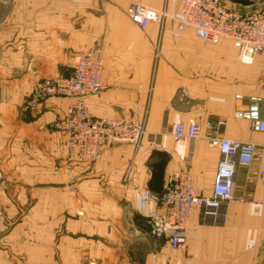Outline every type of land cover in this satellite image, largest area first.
I'll list each match as a JSON object with an SVG mask.
<instances>
[{
    "label": "crops",
    "instance_id": "obj_1",
    "mask_svg": "<svg viewBox=\"0 0 264 264\" xmlns=\"http://www.w3.org/2000/svg\"><path fill=\"white\" fill-rule=\"evenodd\" d=\"M142 1L172 14L182 4ZM129 9V0H0V264H264V249L248 248L264 234V133L235 116L251 96L264 98V55L244 65L231 40L211 44L191 28L176 38L172 19L142 30ZM92 48L108 84L87 98L92 115L138 120L147 132L139 148L117 144L95 161L71 153L52 127L70 99L22 109L38 82L71 75ZM191 121L203 138L176 139L175 124ZM207 121H225L219 136L255 144L257 156L238 166L223 223L195 210L186 245L174 250L152 235L165 211L146 193L162 194L188 171L198 194H212L220 152L205 138Z\"/></svg>",
    "mask_w": 264,
    "mask_h": 264
},
{
    "label": "built area",
    "instance_id": "obj_2",
    "mask_svg": "<svg viewBox=\"0 0 264 264\" xmlns=\"http://www.w3.org/2000/svg\"><path fill=\"white\" fill-rule=\"evenodd\" d=\"M129 3L131 20L142 30L150 22L162 26L167 19H172L176 22L174 37H181L186 28H191L197 38L211 44H219L223 39L231 40L244 65H252L256 56L264 55V16L258 13H241L223 0H182L180 11L173 14L165 8L150 7L142 0H129ZM103 71L102 52L92 48L76 57L71 75L38 82L22 104L23 111L34 113L51 98L70 99L66 115L57 119L52 127L68 135L71 153L81 150L92 161L117 144L129 143L139 148L147 133L145 123L138 120L96 118L92 115L87 98L107 89ZM261 85L264 88V76ZM236 98L243 99L240 95ZM235 116L248 121L252 131L264 133V98L251 96L248 106L237 111ZM225 125V121H207L205 124L212 134L205 138L220 152L211 195L197 193L188 171L180 172L162 194L146 193L147 200L157 202L165 211V214L153 217L152 235L156 239H167L174 250L186 245L190 217L195 210L200 211L206 223H223L226 208L233 197L238 166H249L256 159L255 144L219 136ZM202 130L199 122L191 121L175 124L172 133L176 139H188L194 144L203 138ZM259 178L264 181V171L260 172ZM3 221L4 211L0 207V230ZM256 247L264 249V234L260 241L249 242V249Z\"/></svg>",
    "mask_w": 264,
    "mask_h": 264
},
{
    "label": "rangeland",
    "instance_id": "obj_3",
    "mask_svg": "<svg viewBox=\"0 0 264 264\" xmlns=\"http://www.w3.org/2000/svg\"><path fill=\"white\" fill-rule=\"evenodd\" d=\"M252 3L248 7L233 6L228 4L230 7L240 10L241 13H251L255 12L264 16V0H250ZM228 43L221 45V47L227 48Z\"/></svg>",
    "mask_w": 264,
    "mask_h": 264
},
{
    "label": "trees",
    "instance_id": "obj_4",
    "mask_svg": "<svg viewBox=\"0 0 264 264\" xmlns=\"http://www.w3.org/2000/svg\"><path fill=\"white\" fill-rule=\"evenodd\" d=\"M228 4L229 1L233 6L248 7L252 2L250 0H223Z\"/></svg>",
    "mask_w": 264,
    "mask_h": 264
}]
</instances>
